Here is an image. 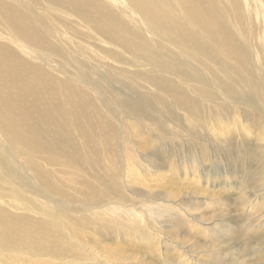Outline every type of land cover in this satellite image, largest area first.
<instances>
[{
    "label": "rangeland",
    "instance_id": "374dc122",
    "mask_svg": "<svg viewBox=\"0 0 264 264\" xmlns=\"http://www.w3.org/2000/svg\"><path fill=\"white\" fill-rule=\"evenodd\" d=\"M0 1L25 15L36 34L42 38L45 34V40L51 43L60 44L68 39L74 42L72 33L75 31L89 33L81 21L59 12H56L59 15L57 20L66 18L69 22L66 37L54 28L61 26L62 22H51L47 18L45 26V15L51 11L43 5L35 7L36 0ZM240 1L241 20L228 11L224 28L230 34L247 37L248 43L243 44V50L250 47L252 52L237 68L241 70H236L233 75L218 67L214 57L206 58L204 65H195V59L189 60L192 65L189 75L186 71L180 74L173 70L177 66L176 60L171 69H157L153 65L163 56H171L179 51L177 42L169 35L163 37L154 33L158 40L166 43L161 45L152 61L136 59L130 52L108 43H99L101 47L113 48L122 56V61L115 63L95 50L94 58L87 62L75 53L79 59L78 65L65 71L60 63L54 68L43 65L39 61V58L43 59L42 56L0 32V45L13 51L29 67H41V73H45V116L49 123L53 124L64 114L72 117L76 112H85L90 116L87 123L75 125L76 130L90 132L81 148L84 153L89 152L87 169L80 176L78 174L77 182L67 190L69 195H74L77 201L83 203V206L73 204L69 211L72 213L71 219H79L80 224L77 228L71 227V224L61 227L59 223L62 219L55 216L57 223L54 229L64 243L73 246L92 241L96 243L98 257L101 261L106 257L111 261L109 264H204L200 247L208 246L209 252L213 250V245L227 260L240 258L238 264H264V253L252 258L257 249L264 251V52L260 55L257 51L264 37V10H255L251 0ZM163 2L166 4L163 13L174 17L175 26L182 24L177 22V19L182 22L185 19L181 14V5L171 8L170 1ZM202 6H207L206 0H202ZM258 16L263 20L258 21ZM141 26L145 28L144 23H140ZM220 27L218 24L217 29ZM88 42L96 43L92 38ZM88 42H82L80 46L88 47ZM146 45L147 48L141 46L138 49L140 53L145 50L152 53L151 43L147 41ZM93 59L96 67L104 69L105 75H100V69L90 68ZM178 77H188L193 84L182 94H177ZM73 80H79L80 90L68 84ZM204 80H208V83L202 82ZM163 81L164 86L167 87L169 83L175 90L172 94L165 93L166 98L162 92ZM88 82L89 88L83 86ZM117 99L123 100L122 104L116 102ZM116 105L120 108L118 114H122L113 118L112 112L119 110ZM43 106L30 109L36 114ZM126 106L128 110L124 111ZM97 134L101 140L97 139ZM223 146L230 154L224 152L226 148ZM171 156L174 162L170 160ZM253 156H256V162L252 160ZM84 159L79 158L77 163ZM169 164L177 168H169ZM160 166L161 178L156 174V168ZM73 168L77 172L82 169L77 165ZM51 171L57 179L69 174L61 166L53 167ZM3 172L5 170L1 164L0 214L11 211L23 214L22 210L9 208L11 201L7 203L10 199L6 192L11 187L12 179ZM151 192H161V200L143 203L142 199ZM51 195L45 196V212L57 215V204L51 211L48 208L53 200L47 197ZM41 196L44 194L41 193ZM57 196L60 195L55 196L59 201ZM33 198L38 203L44 202L41 198ZM148 205L151 207L149 211L168 206L173 213L170 211L158 220L153 217L147 219L144 211H148ZM15 206L20 207L18 200ZM92 214L97 215L91 217ZM128 219L138 220L143 226V240L119 238L120 232L134 237L131 230L133 223L129 224ZM36 220L37 215L28 221L27 235L37 238L38 242L30 245V249L39 259L38 264H45L47 242L43 230L46 231V228L41 227L37 236L29 235ZM118 220L119 223H116ZM72 237L75 239L70 240ZM148 238L154 239L155 244L144 245ZM211 239H215V242ZM14 243L6 242L8 251L1 259L11 261L9 245ZM62 256L60 259L59 255L55 263L47 264L79 262L68 251L63 252ZM32 257L28 256L30 261ZM101 261H84L81 264H101Z\"/></svg>",
    "mask_w": 264,
    "mask_h": 264
},
{
    "label": "bare ground",
    "instance_id": "6f19581e",
    "mask_svg": "<svg viewBox=\"0 0 264 264\" xmlns=\"http://www.w3.org/2000/svg\"><path fill=\"white\" fill-rule=\"evenodd\" d=\"M166 1H170L169 7L171 8L181 5V14L185 19L183 22L181 19H177V22L182 23L179 26H175L176 20L173 16L163 13V10L166 8L163 0H36L35 7L43 5V7L45 6V8L51 11L49 15H45V26H47V18L51 22H62L61 26H54V28L59 29V33L66 37L68 33L67 24L69 22L66 18L57 20L59 15L56 12H59L70 19L73 18L75 21H81L90 33L89 35V33L84 34V32L75 31L72 33L74 42L68 39L60 44L45 40V34H43V38L38 36L30 20L27 21L25 15L20 14L10 5L0 1V32L2 35H9L22 47H30L33 53L42 56L43 59L39 58V61L43 65L54 68L55 65L60 63L61 68L65 71L78 65L79 59L75 56V53L79 54L87 62L91 58H94L93 53L95 50L100 51L105 58L111 59L115 63L122 61V56L115 52L113 48L107 46L101 47L99 43H108L113 47L130 52L136 59L152 61L153 56L160 50L161 45L166 43L158 40L154 36V33L163 37L167 35L171 36L172 40L177 42L179 49L177 53L171 52V56H163V59L153 65L161 71L173 68L176 60L177 66L173 70H176L175 72L180 74H184L186 71V74L189 75L191 71L190 67L192 66L189 60L195 59V65H204L207 62L206 58L209 57H214L218 67L222 68L226 73L233 75L236 73V70H241L237 68L241 65L242 60L252 52L250 47L246 51L243 50V44L248 43V38L241 34H230L224 28L227 18L226 13L228 11L241 20L240 11L242 4L240 0H206V7H201L202 0ZM16 3L18 4L17 1ZM251 3H253L255 10H264V0H251ZM257 20L263 19L258 16ZM140 23H144L145 28L142 26L140 28ZM218 24L221 25L219 30L217 29ZM91 33L97 35L98 38L92 36ZM150 36L152 38L149 39L148 37ZM46 37L48 36L46 35ZM91 38L96 43H89L88 41ZM147 41L151 43L152 53L146 50L140 53L138 49L141 46L147 48ZM82 42H88V47L83 45L84 48H82L80 46ZM257 51L260 52V55H263L264 37L260 40ZM168 59H172V61ZM179 59H182V61H179ZM94 62L95 60L93 59L90 68L93 70L100 69L102 71L100 75H105L104 69L96 67ZM41 69V67H29L13 51L0 45V165L3 164L5 170L2 174L12 179L11 187L6 192V195L10 199L7 203L11 201V205L8 207L15 208V211H24L23 214L9 212L13 218L8 213L0 214V229L2 230L0 231V257L6 256L5 254L8 251L6 242H15L12 246L9 245L12 253L11 261L6 262L7 259L0 258V264H38L39 259L34 257L30 249V245L36 244L38 240L36 237H28L27 235L30 224L28 221L36 215L35 227L29 231V235L37 236L41 227L42 229L46 228V231L43 230L47 242L45 264L50 262L55 263L59 255L60 259L63 257L62 254L65 251L72 253L76 257V260L79 261L78 264L84 261L97 263L101 259L98 257L99 253L96 243L93 244L91 243L92 241L87 240V244L85 245L81 242V244L77 243L69 246L57 236L54 229L57 223L55 216H60L62 219L59 223L61 227H67L71 224V227L77 228L80 224L79 219H71L72 213L69 211H71L73 204L78 203L83 206V203L77 201L74 195H69L67 190L71 189L77 182L78 174L80 176L87 169L88 160L90 159L88 156L89 152L84 153L81 148L90 132L86 133L83 130H76L75 125L87 123L88 121L86 120L90 116L89 113L85 112H76L72 117L64 114L56 119L53 124L49 123L45 116V73L42 74ZM177 80L179 84L177 94H182L184 89L193 85L188 77H178ZM202 82L208 83V80ZM68 84L76 86L79 90L81 89L79 80L70 81ZM83 86L89 88V82L83 84ZM162 86L165 98L167 96L165 93L172 94L175 91L169 83L167 87L164 86V81L162 82ZM116 102L122 104L123 100L117 99ZM42 104L44 105V109L42 107L36 114L30 109V107L38 108ZM116 108L119 110L112 112L113 118H118L122 114L121 112L120 115L118 114L120 108L117 105ZM123 110H128V107H124ZM195 118L197 119V117ZM262 125L264 127V123ZM97 139L101 140L99 134H97ZM223 147L226 148L225 146ZM224 152L230 154L227 148L224 149ZM79 158L85 159L77 163ZM170 160L174 162L172 156ZM252 160L256 162V156H253ZM75 165L82 169L77 172L75 168L72 169ZM56 166L64 167L66 171H69V174L66 177L57 179L58 177H55L54 172L51 171V168ZM169 166V168L175 167L174 164H169ZM45 167H48V169L45 170ZM8 168L10 171H8ZM60 169L62 170V168ZM161 169V166L156 168V174L160 178L162 177ZM36 182L38 185H36ZM41 193L44 196H41ZM48 194H53L47 197V199L53 200L49 203V211L57 204L56 208L59 211L57 215L45 212V196ZM56 194L60 195L57 196L60 199L59 201L55 199ZM161 196V192H151L148 193L147 198L142 199V202L161 200ZM33 197L41 198L44 202L39 201L38 203V200L33 201ZM119 199L123 200L124 198ZM17 200L20 202V207L15 206ZM166 204L169 203L166 202ZM150 208L148 205V207L146 206V210L148 211H144L148 216V218L146 217L147 219L153 217L158 220L162 218V215L168 214L171 211L168 206L158 207L153 211H149ZM113 209L116 210V208ZM96 215L92 214L91 217H96ZM122 218L124 221L126 220L125 217ZM122 218L120 217L119 219ZM128 222L129 224L133 223L131 230L134 233V237L120 232L119 238L121 240L129 238H141L143 240L145 238L141 234L143 226L139 221L128 219ZM116 223H119V220ZM233 233L234 235L236 234L235 231ZM241 236L243 237V235ZM237 237L240 236L237 235ZM262 237V241H264V235ZM73 239L75 237H72L70 240ZM211 241L215 242V239H211ZM143 244L148 247L154 245L155 241L148 238ZM14 245L17 246L14 247ZM119 245L121 246L120 243ZM214 247L215 245L212 246L214 251L209 250V252L207 251L208 246L200 247L204 254L202 257L204 264H209V262H214L215 264H238L240 261V258H237L235 261L223 258L219 250L216 251ZM118 250L121 249L119 248ZM263 253L264 251L262 252L257 249L252 258L261 256ZM29 255L33 256L31 261L28 258ZM102 260L104 261H101V264L111 263L106 257ZM136 261L138 262V260Z\"/></svg>",
    "mask_w": 264,
    "mask_h": 264
}]
</instances>
